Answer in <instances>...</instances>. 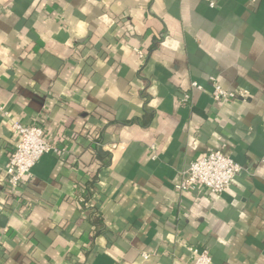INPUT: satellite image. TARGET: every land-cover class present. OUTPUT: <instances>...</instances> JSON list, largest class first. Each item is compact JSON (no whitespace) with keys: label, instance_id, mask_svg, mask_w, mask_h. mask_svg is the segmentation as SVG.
I'll return each instance as SVG.
<instances>
[{"label":"crops","instance_id":"0c3cea01","mask_svg":"<svg viewBox=\"0 0 264 264\" xmlns=\"http://www.w3.org/2000/svg\"><path fill=\"white\" fill-rule=\"evenodd\" d=\"M14 123L61 149L17 201ZM211 151L241 173L181 196ZM190 246L264 264V0H0V264H193Z\"/></svg>","mask_w":264,"mask_h":264},{"label":"built area","instance_id":"2783aa9c","mask_svg":"<svg viewBox=\"0 0 264 264\" xmlns=\"http://www.w3.org/2000/svg\"><path fill=\"white\" fill-rule=\"evenodd\" d=\"M139 57L145 59L142 52H139ZM211 81L215 89L213 97L217 102L233 103L243 97L242 93L227 92L215 83L214 79ZM192 87L197 90L202 89L197 83H193ZM185 98L188 100L189 97ZM12 129L17 134L18 144L9 153L5 170L7 195L10 200L16 198L21 200L25 185L32 176L36 164L48 154H60L61 149L48 141L43 127L14 123ZM241 171V166L233 158L220 151H211L206 156L193 161L182 172L176 189L181 196L198 187L205 192L221 195L232 186ZM187 248L194 257L193 264H213L211 253L205 246ZM143 257L149 258L147 254H143Z\"/></svg>","mask_w":264,"mask_h":264},{"label":"trees","instance_id":"16d2710c","mask_svg":"<svg viewBox=\"0 0 264 264\" xmlns=\"http://www.w3.org/2000/svg\"><path fill=\"white\" fill-rule=\"evenodd\" d=\"M146 120H147V121H146L145 123L148 124V123H149L148 121L151 120V115L147 116V117H146ZM98 130L102 132L103 129H102L101 127H98ZM99 134H100V132H99ZM98 139H99V138H98ZM99 156H102V154L100 153ZM101 158H102V157H101ZM93 185H94V184H92L91 187H93Z\"/></svg>","mask_w":264,"mask_h":264}]
</instances>
